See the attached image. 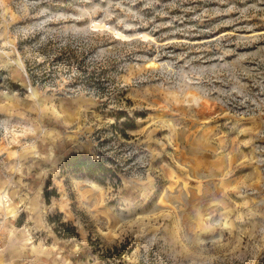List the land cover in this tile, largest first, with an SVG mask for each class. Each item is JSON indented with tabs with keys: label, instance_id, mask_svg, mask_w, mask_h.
Segmentation results:
<instances>
[{
	"label": "rangeland",
	"instance_id": "rangeland-1",
	"mask_svg": "<svg viewBox=\"0 0 264 264\" xmlns=\"http://www.w3.org/2000/svg\"><path fill=\"white\" fill-rule=\"evenodd\" d=\"M74 153L119 180L63 174ZM0 245V264H264V0H0Z\"/></svg>",
	"mask_w": 264,
	"mask_h": 264
},
{
	"label": "trees",
	"instance_id": "trees-1",
	"mask_svg": "<svg viewBox=\"0 0 264 264\" xmlns=\"http://www.w3.org/2000/svg\"><path fill=\"white\" fill-rule=\"evenodd\" d=\"M91 73L93 74L96 72ZM119 117L121 118L123 116ZM121 125L124 127V129L135 128L134 125H130L128 122H123ZM121 131L122 133H125L124 130ZM61 171L63 174L70 173L101 184H106L107 182L119 180L117 173L113 170V168L108 167L103 162L95 161L90 155L83 153L71 154L61 166ZM48 188L49 184H47L45 190V197L47 200H49L52 196H56L55 190L49 191ZM50 221L52 223H55L56 226L54 227V231L59 238L72 239L79 237L77 227L71 222H63L61 215L51 217ZM115 250L119 251L120 249L115 247ZM121 257L122 253H117L116 258L121 259Z\"/></svg>",
	"mask_w": 264,
	"mask_h": 264
},
{
	"label": "bare ground",
	"instance_id": "bare-ground-1",
	"mask_svg": "<svg viewBox=\"0 0 264 264\" xmlns=\"http://www.w3.org/2000/svg\"><path fill=\"white\" fill-rule=\"evenodd\" d=\"M92 27L93 28H100L101 27V24L100 23H97V22H93L92 23ZM115 35L121 39H125L127 36L124 35L123 33L119 32V31H116L115 32ZM146 37V35H144ZM153 64V63H152Z\"/></svg>",
	"mask_w": 264,
	"mask_h": 264
},
{
	"label": "built area",
	"instance_id": "built-area-1",
	"mask_svg": "<svg viewBox=\"0 0 264 264\" xmlns=\"http://www.w3.org/2000/svg\"><path fill=\"white\" fill-rule=\"evenodd\" d=\"M1 251H2V248H1V245H0V254H1Z\"/></svg>",
	"mask_w": 264,
	"mask_h": 264
}]
</instances>
